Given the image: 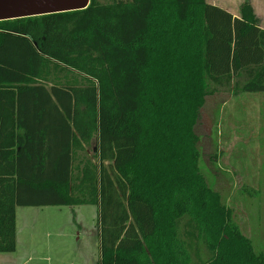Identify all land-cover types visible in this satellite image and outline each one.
Here are the masks:
<instances>
[{
  "label": "trees",
  "instance_id": "trees-1",
  "mask_svg": "<svg viewBox=\"0 0 264 264\" xmlns=\"http://www.w3.org/2000/svg\"><path fill=\"white\" fill-rule=\"evenodd\" d=\"M220 93L264 94L251 2L234 17L91 0L0 22V254L17 251L18 208L93 205L98 264H264L204 175L196 127Z\"/></svg>",
  "mask_w": 264,
  "mask_h": 264
},
{
  "label": "rangeland",
  "instance_id": "rangeland-1",
  "mask_svg": "<svg viewBox=\"0 0 264 264\" xmlns=\"http://www.w3.org/2000/svg\"><path fill=\"white\" fill-rule=\"evenodd\" d=\"M207 1L234 14L251 2L264 27V0ZM263 105L261 95L216 94L206 100L196 127L208 185L221 194L242 233L262 255L264 111L258 114V110ZM93 147L88 149L90 158ZM17 218V251L0 254V264L99 263L98 207L18 208Z\"/></svg>",
  "mask_w": 264,
  "mask_h": 264
},
{
  "label": "water",
  "instance_id": "water-1",
  "mask_svg": "<svg viewBox=\"0 0 264 264\" xmlns=\"http://www.w3.org/2000/svg\"><path fill=\"white\" fill-rule=\"evenodd\" d=\"M90 3L91 0H0V22L82 11Z\"/></svg>",
  "mask_w": 264,
  "mask_h": 264
},
{
  "label": "crops",
  "instance_id": "crops-1",
  "mask_svg": "<svg viewBox=\"0 0 264 264\" xmlns=\"http://www.w3.org/2000/svg\"><path fill=\"white\" fill-rule=\"evenodd\" d=\"M251 4H252V3H251ZM241 6H242V5H241ZM252 6H253V8H254V5H253V4H252ZM240 8H241V7H240ZM254 10H255V8H254ZM227 11H228V10H227ZM228 12L231 13L234 17H239V16H240V9H239L238 14H237V13L234 14V13H232V12H230V11H228ZM255 14L257 15V17H259L258 14H257V12H256V10H255ZM261 28L264 29L263 26H261ZM247 94H248V93H247ZM251 95H256V96L261 95V96H263V98H264V94H262V93H261V94H260V93H257V94H251ZM262 111H264V105L260 107V109L258 110V114L261 113ZM257 119H258V120H261V117L258 116ZM262 120H263V118H262ZM261 126H262V124H261ZM17 224H18V218H17ZM17 233H18V226H17Z\"/></svg>",
  "mask_w": 264,
  "mask_h": 264
}]
</instances>
